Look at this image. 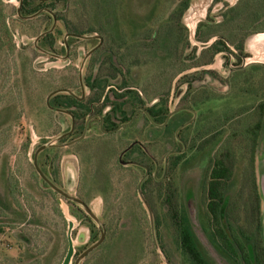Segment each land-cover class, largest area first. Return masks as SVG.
I'll use <instances>...</instances> for the list:
<instances>
[{
	"label": "rangeland",
	"instance_id": "1",
	"mask_svg": "<svg viewBox=\"0 0 264 264\" xmlns=\"http://www.w3.org/2000/svg\"><path fill=\"white\" fill-rule=\"evenodd\" d=\"M19 1L0 0L3 18L0 20V264H62L68 250L69 233L75 248L70 264H74L87 247L100 239L103 227L104 241L79 264H190L177 245L167 207L162 205L159 180L171 181L178 203L192 224L198 246L211 264H245L241 259L236 261L230 257L212 234L205 216L204 181L211 157L225 135L252 119V115L228 121L221 127L223 136L205 148L188 147L182 139L186 145L183 150L176 135L179 125L191 119L194 112L193 125L183 132L190 142L196 134V124L204 122L206 113H211L214 120L217 112L223 109L231 108L228 112L234 114L240 107L257 103L258 99L249 91L241 90V86L256 87L257 80L264 77V69H251L254 64L264 65V31L251 33L246 38L245 31L240 32L235 25L233 30L222 24L235 14L226 4L232 5L238 0H189V8L181 16L188 30H181L182 38L173 48L174 54H171V44L164 46L166 33L170 32L168 22L175 27L176 9L185 0H101L102 7H91L93 0L89 1L91 5L85 0H49L48 9L57 21L52 41L47 40V43L42 36L38 40L37 37L50 30L54 18L43 12L30 20L20 19L16 13ZM30 1L33 7L38 4L36 0ZM220 24L217 28L211 27ZM258 25L255 21L246 31L256 30ZM212 29L217 30L218 35L206 43L199 41V37H207ZM231 30L237 33V41L244 39L240 61L232 54V51L239 52L237 48L230 45L229 51L218 42L220 34ZM73 31L124 39L116 42L121 44L120 63L107 54L105 44L85 60L82 80L88 100L89 96L100 97L104 93L118 108L121 101L113 100L111 93L127 92L129 95L123 93L122 101L127 116L141 99L147 107L155 105L156 110H162L160 121L165 109L170 112L185 108L177 112V117L171 119V116V124L164 129L144 125L142 112L131 126L123 127L116 135H103L98 120H92L87 124L86 137L79 143L51 146L39 152L40 168L47 175H54L59 187L85 201L100 223L79 203L69 202L45 184L34 165L37 149L71 127V117L51 110L47 97L65 88L81 95L80 68L87 53L98 43L96 38L68 37V54L65 36ZM125 46L130 52L124 51ZM237 67L244 69L240 82L232 79V70ZM89 77L90 81L99 80L101 86L90 91ZM200 89H206L211 99L193 100ZM101 103L102 98L98 105L100 112L106 109ZM73 106L81 113L75 132L80 134L87 119L88 104L72 103L66 108ZM114 116L120 119V115ZM93 138L97 143L90 146ZM135 140L145 145L156 158L158 175L163 173L165 166L167 168L161 179L149 180L145 191L142 190L152 209L151 215L137 188L144 170L120 164L118 160L121 151ZM233 147L236 163L229 190L236 197L249 166L250 150L237 139ZM180 153L183 156L179 163L168 171L170 156ZM132 158L150 164L144 150L124 157ZM254 166L263 196L264 125ZM69 175L72 187L67 184ZM237 203L232 206L231 218L240 220L236 224H243L246 218L244 200Z\"/></svg>",
	"mask_w": 264,
	"mask_h": 264
},
{
	"label": "trees",
	"instance_id": "2",
	"mask_svg": "<svg viewBox=\"0 0 264 264\" xmlns=\"http://www.w3.org/2000/svg\"><path fill=\"white\" fill-rule=\"evenodd\" d=\"M36 1L38 4L33 7L32 1L23 0L20 8V15L18 13V8L16 9V13L18 14L20 19L30 20V18L32 17L29 16L38 12V9L45 6L48 7L47 2H42L40 0ZM89 1L90 0H85V3L89 5L92 4L91 7H93L94 5H97L96 7H98L101 5V0H93V3L91 4ZM189 5V0H185L176 9L175 15L179 22L176 21L174 28L171 25V21L168 22L170 32L169 34L168 32L166 33L167 38L166 44L164 46H169V44H171V54H174L173 48L182 38L180 36L181 30H185V32L188 30V27L182 22L181 16L183 15L184 11L189 8ZM253 7L254 10H251V8ZM226 8H228L230 12L235 13L233 17H227L225 21L223 20L224 23L222 24H224L226 28L232 27V29L234 30L235 25L236 29H240V32L241 30L245 31L244 37L246 36V38L251 33H258L264 31V0H238L235 4H226ZM42 13L43 12H40L36 16H40ZM48 13H50L54 18L55 14L53 15L52 11ZM2 19L3 18L0 15V20ZM255 21L259 23V25L257 26L258 28L256 30L247 32L246 30L249 25H251ZM219 26H221V24L211 27L217 28ZM72 33L85 35L88 32L73 31ZM216 35H218L217 30L216 32L214 31V29L209 30L207 37L202 38V35L201 37H199V41H204L206 43L211 39V37ZM236 37L237 33H235L234 31L231 30V32L229 33L225 31L224 33L219 35L220 39H218V42L224 47V49H227L229 51H231L230 45L237 48L239 52L233 53L232 51V54L236 55V57L240 61L243 58V55L242 53H240V50H242L243 48L244 39H242V41L240 40V42L237 41ZM52 38L53 30H48L42 36V39L46 43L47 40L52 41ZM218 50L222 51L221 49ZM251 69H264V65L254 64L252 65ZM243 70L244 69L241 67L233 69L232 79H237L239 81V79L242 77ZM90 79L91 78L89 77L87 81L90 86H101L99 80L95 79L93 81H90ZM257 82L259 85H256L255 87L250 84L249 89L244 86H241V90L249 91L250 94H253L258 99L257 103L249 105L250 107H240L236 111L237 113L234 114L228 112V110H231V108L223 109L222 111L217 112V117L214 120L211 119V113H206L203 116L204 122L196 124V134L191 138V142L188 137H184L183 132L188 128H191L194 122L185 126L180 131L181 139H184L187 145L189 144L188 147L198 145L199 148H205L207 146H210L211 144H214L223 136L224 129L221 130V127L224 126L231 119L242 118L246 115L249 116V118L251 115L253 117L252 119L247 120L246 123L240 125L237 129H232L227 135H225L223 141L220 143L219 147L216 149L215 153L211 157L204 181L206 215L208 219V224L212 230V234L216 239L217 243L220 245V247L230 257H232L236 261L241 259L245 264H264V239L261 209V193L259 190L254 166L255 151L264 125V77L259 78ZM206 91V89H200L199 91L195 92V94L193 95V100H210L211 95L207 93L208 91ZM61 96H64L65 98H60ZM72 102L75 103L79 101L72 95L62 93L55 94L50 99V104L52 106L68 107V105L72 104ZM196 102L197 101H194V103ZM148 111L150 112V110ZM164 111L165 116L161 121L160 119L163 116H161L162 110L158 109L156 111V121L158 122L159 120V124H163L168 115V109H165ZM177 114L178 113L174 114L171 119L177 117ZM233 115L235 117H233ZM185 122H182L179 127ZM170 124L171 121H169L165 126H160L157 129H164ZM236 139L239 142H243L245 146L249 148L250 160L249 166L245 171L244 182L240 189V192L237 194L236 197H233V195L230 194L229 186L230 181L233 177L234 167L236 163L235 151L233 147ZM199 140L201 141L199 142ZM183 146L184 145L182 144V149ZM182 156V153L173 155L172 157L170 156L168 171H171L172 167L177 166ZM162 174H159L158 178H161ZM149 180L150 179L147 178L143 182V192L145 191L146 183H148ZM158 184L160 195L163 194L162 205L167 207V212L171 219L170 223H172L175 232L174 234L176 236L177 245L181 249L182 254L190 262V264H211L198 246V243L195 238V233L192 228V224L189 218L185 216L181 209V205L178 203L176 191L171 185V181L165 182L159 180ZM239 200H244L243 205L245 209L246 218L245 223L243 224H236V222H239L240 220L237 221L231 218V212L233 210L232 206L237 205V202ZM69 202L72 201L69 200Z\"/></svg>",
	"mask_w": 264,
	"mask_h": 264
},
{
	"label": "flooded vegetation",
	"instance_id": "3",
	"mask_svg": "<svg viewBox=\"0 0 264 264\" xmlns=\"http://www.w3.org/2000/svg\"><path fill=\"white\" fill-rule=\"evenodd\" d=\"M40 1L47 2L48 0H40ZM22 2H23V0H22ZM38 11H40V12H51V10H49L48 7H46V6L45 7H41L40 9H38ZM117 26H119V25L117 24ZM117 29H119V27H117ZM118 32H120V31H118ZM111 33L115 34L114 32H111ZM67 34H78V33L69 32ZM78 35H81V34H78ZM86 36H90V37L89 38H82V37H77V36H73V35H68V37H75V38H78V39H85V40H87V39L89 40V39H92V38L98 39V43L92 49H90V51L93 50V52L88 57H90V56L94 55L95 53H97L102 48V46H104V44H105L106 47H107L106 50H107V52H109L107 54H110L111 55V58L113 57L112 59L117 64L120 63V58L121 57L119 55V52L121 51V49H120L119 46H121V44L116 43V42L117 41L118 42L121 41L123 38L122 39L120 37H117V38H110V37L104 38L103 35H99V34H96V33L95 34L93 33L92 35H86ZM67 38L65 39L64 44H65V47L68 50V54H69V45H68V43L66 44ZM122 41H124V39ZM110 43H112L111 46H110ZM126 49H129V47H126L125 46L124 51L130 52L129 50H126ZM79 76H80V73H79ZM80 84H81V81H80ZM83 86H84V83H83ZM83 86L81 85V89L82 90H81V95L80 96H78L73 90H72L73 93H68V92H65V91L58 92V93H62V94H69V95H72L74 98H76L79 102H75V103L72 102L74 105L83 106L85 104H88L87 119H86V122H85V125H84V129L82 130V132L80 134H75V132L78 131V123H79V120L78 119H79V116L81 115L80 112H78V111H76L74 109L75 106H73L71 108H66V107H63V106H52L51 104H50L51 107L48 106L51 110H54V111H57V112H60V113H66V114H68L71 117V127H70V129L68 131H66V132H64L62 134L64 136L59 141H57V144H58L57 146H69V145H73V144L79 143L81 140H83L86 137L87 131L85 132V135L83 136V138H80L83 135V133L85 131V128L87 127V124L90 121L96 120V119L98 120L99 130L102 132L103 135H107V136L108 135H116V134H118L120 132V130L123 127L131 126L134 123V120H135V118H136V116H137V114L139 112H142L143 115H144V125L145 124H149L154 129H157V126H159V125L160 126H165L169 122V120H170L169 119L168 122L165 123L166 122V119H167V117H166L164 123L158 125L157 124V121H156V115H157L156 114V111H157L156 110V106L153 105L151 107H147L145 104H143L140 101L141 99L138 100L139 101V104L135 107V109L132 110L131 113L128 114V116H127L126 112L123 111V109H122V103H123L122 101H124L123 100V97H125V96H123V93H126L127 94V92H123V93L113 92V93H111L113 95V98H114L113 100L118 99V100L121 101L119 103L118 108L117 107L115 108L116 103H113V101L111 102L110 101V97H108L104 93H101L102 95L100 97H98V95L89 96V100H88V97L86 95V87L84 86V89H83ZM96 88H98V87L97 86L92 87V86L89 85L90 91H92V90H94ZM65 89H67V88H65ZM58 93H56V94H58ZM54 95H52V96H54ZM127 95H129V94H127ZM60 98H65V97L64 96H61ZM101 98H102L101 105L102 106L103 105H106V109L105 110H102L100 112V110L98 111V105H99V100ZM138 99H139V97H138ZM60 109L67 110V111H69V113L64 112V111H62ZM181 109H185V108H181ZM114 110L116 111L115 114L113 112ZM148 110H150V112ZM114 115H120V119L117 120V117L114 116ZM152 134H153V132H152ZM65 138H67V139L63 141V139H65ZM76 139H78V140H76ZM74 140H76V141H74ZM179 140L181 141L182 139H179ZM71 141H74V142L71 143V144H69ZM89 142H90L89 143L90 146L95 145L97 143L94 140V138H93V140H91ZM182 144L184 145L185 143L182 142ZM185 147H186V145H185ZM139 149L140 150H144V152L148 155V157L150 159V164L149 163L148 164L143 163L140 160L133 159V158L132 159H124L125 156L130 155L131 151L137 153V150H139ZM184 149L185 148L183 146V150ZM183 150H181V151H183ZM118 160H119V163L120 164H123V165H135V166H138V167H140V168H142L144 170L143 176H145V175L146 176H145V178L142 181H141L142 178H140V180H139V182L137 184L138 190H139V184L141 182V185L140 186H141V191H142V184L149 177H150V180H152L154 182L157 181V179H158V163H157V160L152 155V153H149L148 152V150L146 149L145 145L143 146L142 143L139 140L132 141L127 146V148L125 147L121 151L120 157H119ZM42 171H43V169H42ZM166 171H167V168L165 166L164 167L163 174H162V177H163V175L165 174ZM37 173L39 174L38 171H37ZM43 173L47 176V178L51 182H53L54 184L57 185V183H56V177H54V175H51V176L50 175H47V173L44 172V171H43ZM94 175H95V173H94ZM92 176H93V174H92ZM40 177L42 178V180H43V182L45 184H47L50 188H52L51 185H50V183L48 181H46L41 175H40ZM93 178H94V176H93ZM67 182H68L67 184L70 187L73 186L72 177H70V175H69V177L67 179ZM204 191H205V189H204ZM204 200H205V198H204ZM263 203H264V194H263V196H261V209H262V219H263V222H262L263 223V239H264V207H263ZM205 216H206V220L208 222L207 215H206V204H205Z\"/></svg>",
	"mask_w": 264,
	"mask_h": 264
},
{
	"label": "water",
	"instance_id": "4",
	"mask_svg": "<svg viewBox=\"0 0 264 264\" xmlns=\"http://www.w3.org/2000/svg\"><path fill=\"white\" fill-rule=\"evenodd\" d=\"M21 5H22V0L19 1V6H18V13L20 15V8H21ZM38 13H40V11H38L37 13L33 14V15H30L29 17H32L34 15H37ZM54 15V14H53ZM57 19L56 17L54 16V25L51 27V29L49 31H52L54 26H55V23H56ZM44 33L40 34L38 37H37V40L43 35ZM68 35H73V36H77V37H82V38H89L90 36H86V35H78V34H67L65 36V39L68 37ZM36 40V41H37ZM67 44V42H66ZM93 52V50L89 51L88 54L85 56V59L82 63V66L80 68V81H81V85L83 86V81H82V69H83V66L85 64V60L88 58V56ZM83 89H84V86H83ZM62 91H65V92H68V93H73L72 90L70 89H57L55 91H53L52 93L49 94V96L47 97V104L49 107L50 106V98L52 95L58 93V92H62ZM181 93V92H180ZM64 112H67L69 113V111L67 110H63V109H60ZM181 109H176V110H172L170 111V113L168 114L167 116V119H166V122H168V120L170 119L171 116H173L174 114H176L178 111H180ZM195 118V112H194V116L192 117V119H190L189 121H187L186 123H184L183 125H181L177 131H176V135L179 138V131L180 129H182L183 127L187 126L188 124H190L193 119ZM72 129V128H71ZM87 131V127L85 128V131L83 133V135L80 137V138H83V136L85 135V132ZM64 135H60L59 137H57L54 141L50 142V143H47V144H43L41 145L36 153H35V156H34V165L37 169V171L39 172V174L46 180L50 183L51 187L53 188V190L61 195H63L64 197H66L68 200L70 201H74V202H77L79 203L83 208L84 210L97 222V223H100V219L95 215V213L91 210V208L89 207V205L83 201L82 199L74 196V195H71L70 193H68L67 191H65L64 189H62L61 187H59L58 185L54 184L53 182H51L47 176L43 173L42 169L40 168L39 164H38V154L40 151L48 148V147H51V146H57V141H59ZM79 138V139H80ZM78 140V139H76ZM74 140V141H76ZM74 141H71L69 144L73 143ZM182 141V140H181ZM183 142V141H182ZM184 143V142H183ZM184 148H185V144H184ZM146 176V175H145ZM145 176L142 177L141 181L145 178ZM141 182L139 184V193H140V196L142 198V200L144 201L150 215L152 214V209L149 205V203L145 200L144 196H143V193L141 191ZM72 222L70 223V229L72 228ZM151 226H152V231H153V236H155V228H154V220H153V217L151 216ZM105 239V230H104V227L102 228L101 230V237L98 241H96L94 244L90 245L89 247H87L78 257L77 259L75 260V263L74 264H79L81 262V260L83 258H85L93 249H95L97 246H99ZM75 254V248H74V244H73V239L71 237V233H69L68 235V250H67V253L62 261V264H70L71 263V259L73 257V255Z\"/></svg>",
	"mask_w": 264,
	"mask_h": 264
},
{
	"label": "crops",
	"instance_id": "5",
	"mask_svg": "<svg viewBox=\"0 0 264 264\" xmlns=\"http://www.w3.org/2000/svg\"><path fill=\"white\" fill-rule=\"evenodd\" d=\"M263 207H264V203H263Z\"/></svg>",
	"mask_w": 264,
	"mask_h": 264
}]
</instances>
